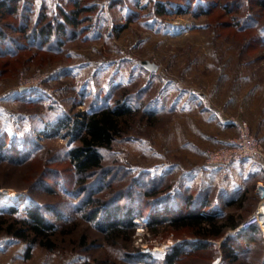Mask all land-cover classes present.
Here are the masks:
<instances>
[{
    "label": "rangeland",
    "instance_id": "1",
    "mask_svg": "<svg viewBox=\"0 0 264 264\" xmlns=\"http://www.w3.org/2000/svg\"><path fill=\"white\" fill-rule=\"evenodd\" d=\"M153 1L138 0L135 4L134 0H122L108 8L109 0H94L100 6L98 23L89 27L84 38L67 43L59 55L51 54V58L38 53L35 58L12 60L0 72V136H5L7 144L17 139V147L32 139L38 143L32 151L37 154L28 162L0 163V188L23 193L18 201L5 200L0 195V203L6 206L11 201L20 212L31 202L51 203L60 206L68 216L70 197L65 191L58 186L56 193L35 191L32 183L43 166L67 169L66 152L78 141L71 140L63 130L49 137H44L42 131L51 133L53 123L58 120L102 107L105 98L113 104L120 86L128 85V92L133 95L129 103L135 113L127 136H120L110 147L100 149L103 162L123 163L137 174L164 175L169 190L198 194L208 201L209 209L218 208L224 218L232 216L237 224L220 237L204 238L209 243L206 247L185 246L168 263L166 255L176 244L185 241L192 244L200 239L193 235L192 229H174L167 221L152 229L147 215H141L133 220L135 226L130 235L107 241L90 222L74 215L56 221L65 225L68 232L59 234L58 246L53 250L35 243L26 255L25 241L10 236V241L5 242L9 236L0 233V240L4 239L0 243V264H263L264 240L259 232L243 241L240 234L246 229H239L257 208L256 186L263 178L261 164L248 159L251 162L245 171L229 169L237 161L223 170L211 167L204 176L201 168L205 165V150L225 141L213 140L203 149L202 166V162H187L173 154L178 139L169 135V123L173 118H182L169 108L172 97L179 91L176 86L171 96H167L165 87L169 79L183 87L189 75L237 77L240 85L237 103L229 109L222 107L221 117L230 125L231 118L246 121L264 144V43L258 40L246 47L251 33L219 27L218 11L198 17L184 13L160 18L151 27L153 16L149 10ZM129 8L136 13L130 21ZM227 17L223 15L222 19ZM260 19L264 23V17ZM91 21L95 23L94 15ZM261 36L264 37V32ZM145 60L155 63L157 68L150 71L143 67ZM143 87L147 89L139 92ZM152 99L160 101L155 106ZM153 106L155 115L148 119L145 112ZM83 233L87 237L86 247L79 245ZM227 238L242 244L236 259L228 256L229 246L222 245Z\"/></svg>",
    "mask_w": 264,
    "mask_h": 264
},
{
    "label": "trees",
    "instance_id": "2",
    "mask_svg": "<svg viewBox=\"0 0 264 264\" xmlns=\"http://www.w3.org/2000/svg\"><path fill=\"white\" fill-rule=\"evenodd\" d=\"M134 2L136 4L138 0ZM117 3L122 0H109L108 8ZM214 11L220 14L217 18L219 27H235L251 33L246 47L258 40L264 43L261 36L264 23L260 21L264 17V0H154L149 10L153 16L150 24L153 27L160 18L184 13L198 17ZM99 13L100 6L94 0H53L52 3L48 0H0V72L12 60L20 62L24 58H35L38 53H44L48 58L59 55L67 43L84 38L89 27L98 23ZM135 14L129 8L127 20ZM93 15L95 23L91 21ZM223 15L229 17L222 19ZM128 88V85L120 86L113 104L105 98L102 107L58 120L53 123L51 133L42 131L44 137H49L63 130L71 140L78 141L66 152L67 169L43 166L32 183L35 191L56 193L59 190L56 186L65 191L70 197L67 204L70 212L67 216L60 206L51 203L31 202L22 207L21 212L11 201L6 206L0 203V233L9 236L5 242L10 241V236L25 241L26 255L35 243L53 250L58 246L59 234L68 232L65 225L56 221L71 219L74 215L90 222L107 241H115L130 235L135 218L147 215L152 229L167 221L174 229H192L193 235L200 238L192 244L189 241L176 244L166 255L169 263L185 246L206 247L209 243L204 238L220 237L227 228L237 224L232 216L224 218L218 208L209 209L208 201L198 194L169 190L164 175L137 174L123 163L103 162L100 149L110 147L120 136H127V127L131 125L135 110L129 103L133 95ZM146 89L143 87L139 92ZM151 101L155 106L159 103L157 99ZM155 106L145 112L148 119L155 115ZM35 141H23L21 147H17V139H11L7 144L5 136H0V163L21 165L28 162L37 154H32L38 144ZM203 207L205 209L201 211ZM255 232H259L264 240L258 224L240 234L241 240L247 241ZM2 241L3 238L0 243ZM86 241L83 233L79 245L86 247ZM222 245L229 246L227 252L231 259H236L241 252V242L233 238H227Z\"/></svg>",
    "mask_w": 264,
    "mask_h": 264
},
{
    "label": "crops",
    "instance_id": "3",
    "mask_svg": "<svg viewBox=\"0 0 264 264\" xmlns=\"http://www.w3.org/2000/svg\"><path fill=\"white\" fill-rule=\"evenodd\" d=\"M186 78L188 79L184 80L183 87H179L173 79L167 80V96H171L176 86L179 91L177 96L172 97L169 109L178 114V118H182L172 119L169 123L171 127L168 128L169 135L178 139L174 142L173 154L182 156L187 162H202V166L204 148L213 140L223 142L236 134V128L221 117V108L229 109L237 103L240 85L238 78L232 75L206 73ZM250 162L244 159L231 165L229 169L245 171ZM204 166L201 169L206 176L211 167ZM238 175L241 178V174Z\"/></svg>",
    "mask_w": 264,
    "mask_h": 264
},
{
    "label": "built area",
    "instance_id": "4",
    "mask_svg": "<svg viewBox=\"0 0 264 264\" xmlns=\"http://www.w3.org/2000/svg\"><path fill=\"white\" fill-rule=\"evenodd\" d=\"M230 122L237 129V135L227 138L223 143L208 148L204 153V164L208 167L217 169H226L231 164L244 160L255 159L262 166V180L257 183L256 193L258 196V205L256 210L250 214L244 222L239 225L240 230H245L253 224L261 227L264 237L263 223L259 219L258 208L264 203V144L262 140L255 136L246 121H240L231 118ZM248 223L245 226V223Z\"/></svg>",
    "mask_w": 264,
    "mask_h": 264
},
{
    "label": "bare ground",
    "instance_id": "5",
    "mask_svg": "<svg viewBox=\"0 0 264 264\" xmlns=\"http://www.w3.org/2000/svg\"><path fill=\"white\" fill-rule=\"evenodd\" d=\"M22 192L20 191H16V190H12V189H6V188H0V195H2V197L5 200H13V201H18V199L22 196ZM258 214L259 219L262 221L263 223V228H264V203H261L259 208H258ZM248 223L246 222L245 225H247Z\"/></svg>",
    "mask_w": 264,
    "mask_h": 264
},
{
    "label": "water",
    "instance_id": "6",
    "mask_svg": "<svg viewBox=\"0 0 264 264\" xmlns=\"http://www.w3.org/2000/svg\"><path fill=\"white\" fill-rule=\"evenodd\" d=\"M143 65L150 71H154L157 68V65L148 60L143 61Z\"/></svg>",
    "mask_w": 264,
    "mask_h": 264
}]
</instances>
